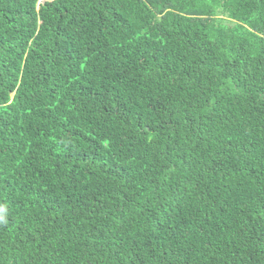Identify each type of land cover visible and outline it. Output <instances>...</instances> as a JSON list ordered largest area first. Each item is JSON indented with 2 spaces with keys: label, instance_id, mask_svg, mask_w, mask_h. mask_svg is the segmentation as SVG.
<instances>
[{
  "label": "trees",
  "instance_id": "1",
  "mask_svg": "<svg viewBox=\"0 0 264 264\" xmlns=\"http://www.w3.org/2000/svg\"><path fill=\"white\" fill-rule=\"evenodd\" d=\"M0 264H264V0H0Z\"/></svg>",
  "mask_w": 264,
  "mask_h": 264
},
{
  "label": "rangeland",
  "instance_id": "2",
  "mask_svg": "<svg viewBox=\"0 0 264 264\" xmlns=\"http://www.w3.org/2000/svg\"><path fill=\"white\" fill-rule=\"evenodd\" d=\"M234 26V25H233Z\"/></svg>",
  "mask_w": 264,
  "mask_h": 264
}]
</instances>
